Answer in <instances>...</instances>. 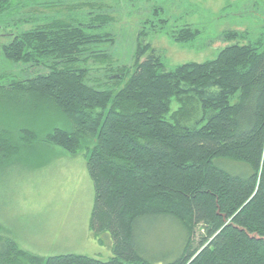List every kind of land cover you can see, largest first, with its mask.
<instances>
[{
    "label": "trees",
    "instance_id": "16d2710c",
    "mask_svg": "<svg viewBox=\"0 0 264 264\" xmlns=\"http://www.w3.org/2000/svg\"><path fill=\"white\" fill-rule=\"evenodd\" d=\"M164 12L151 11L127 66L104 50L118 20L105 0H0L10 64L0 73V172L86 149L89 229L108 233L113 253L40 256L0 224V264H264V34L226 31L215 58L170 68L144 37L167 26ZM201 33L185 25L169 36L191 44ZM93 64L106 81L92 80ZM215 159L244 165L234 173ZM161 216L184 231L166 256L146 252L138 232Z\"/></svg>",
    "mask_w": 264,
    "mask_h": 264
},
{
    "label": "rangeland",
    "instance_id": "374dc122",
    "mask_svg": "<svg viewBox=\"0 0 264 264\" xmlns=\"http://www.w3.org/2000/svg\"><path fill=\"white\" fill-rule=\"evenodd\" d=\"M87 1V0H85ZM114 6L118 18L112 26L115 43L104 47L116 64L131 66L139 30L155 7L168 19L163 30L148 31L146 42L170 68L186 62H203L217 56L229 43L223 34L229 30L248 32L256 40L264 34V0H105ZM118 9H117V6ZM185 25L202 30L191 44L174 41L169 33ZM33 25H22L21 30ZM0 29V45L9 37ZM7 63L0 53V73ZM92 80L104 82L103 65L93 64ZM47 165L37 161L11 165L0 172V224L24 250L40 256L75 253L108 260L113 256L108 233L95 238L89 229L94 185L87 168L88 154L82 149L72 155L60 150L50 155ZM230 172L241 171L243 163L215 159ZM142 248L151 255L166 256L176 251L183 236L182 227L171 217H145L139 222ZM174 255L168 256L166 260Z\"/></svg>",
    "mask_w": 264,
    "mask_h": 264
}]
</instances>
